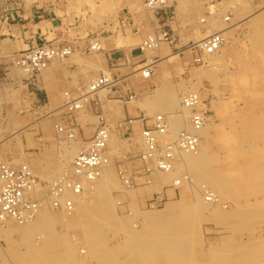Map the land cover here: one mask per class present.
<instances>
[{
  "label": "rangeland",
  "instance_id": "obj_1",
  "mask_svg": "<svg viewBox=\"0 0 264 264\" xmlns=\"http://www.w3.org/2000/svg\"><path fill=\"white\" fill-rule=\"evenodd\" d=\"M190 1L194 3V8L198 9L195 13L198 20L189 19V15L188 17L185 15V19H177L174 6L169 11V16L175 17L176 23L179 22L172 24L176 33H189L191 26H193L192 34L197 33L198 29L204 32L203 26L219 14L221 16L215 20L219 19L217 22L223 23L224 27L239 24L238 30L235 29L237 33L234 30L229 36L223 35L225 42L219 51V55L223 56L222 61L216 63L208 55H203V62L197 64L194 63L191 53H188V56H178L168 69L166 80L169 79L170 84L164 86L166 89L179 90L180 96L188 91H198L204 107L210 111L209 131L212 139L207 142L211 147L212 160L207 169L224 181L225 190L222 200L227 205V209L223 210L235 211L231 218L222 221L220 225L215 222L200 221L191 225L194 228L192 227L190 233L194 237L199 234L200 239L197 241L196 237L193 238V259L201 264L213 262L209 247L218 244L221 249L223 248L222 254L226 257L222 264H264V26L263 31L261 28L255 29L254 23L251 22L253 20H250L264 18V0ZM143 3L133 7L132 0H0V27H2L0 55L5 57L0 59V160L11 162L14 166L27 163L41 177L54 180L71 170V163L77 151L81 150L75 140L66 143L59 140L61 143L56 145L57 148L53 147L54 150L50 148L54 125L52 122L50 126L48 125L50 119L46 94L38 88L34 78L30 79V76L24 74L15 65V56L22 52L12 51L17 40H21L14 26L23 22L32 26L36 21L54 18L57 25H65L63 28H66L65 20L84 21L91 18L98 22V16L99 18L108 16L119 20L117 21L118 27L120 25L119 30L126 27L130 32L133 27L139 25L152 26L155 18L159 17L146 11ZM210 5L214 7L210 8ZM241 9L244 10L240 11ZM34 15L36 17L30 23ZM227 18L229 21H226ZM199 19L206 21L200 22ZM11 26L12 32L9 33L5 28ZM33 31L35 33L36 30ZM133 33L136 31L134 30ZM29 35H27L28 41ZM117 46L122 47L123 42L119 40ZM162 46L168 47L167 44ZM169 53L172 54L171 49ZM152 54L150 53L149 56ZM68 59L56 61L66 63ZM203 70L208 72L207 76L196 75L197 71ZM122 85L125 89L133 90L132 94L128 95H133L132 100L128 98L125 100L119 96L118 90L121 87L118 84L113 92L98 94V100L94 99L79 112H86L87 108L89 109L91 105L94 107L97 101L98 107L101 106L100 109L103 111L98 115L104 113L106 121L104 123L114 131L115 135L109 145L108 154L111 157L110 164L118 185L110 193L107 192L104 198H93L91 192L83 195V201L87 206L85 222L105 219L107 222L101 224L97 233H94L96 239L98 240V235L103 236L108 248L122 243L121 245L126 249L129 239L127 233L147 226L144 221L145 215L160 212L171 217H182L184 215L182 210L190 202V189L189 185L174 187L173 180L159 183L158 178L154 180L155 176L151 178L152 182L149 185L141 182L130 188L123 184L121 174L135 181L136 175L143 167L139 156L144 148L137 138V135H141L142 129H139L137 134L127 127L129 125L135 127L136 120L141 116L153 117L161 112L156 110L152 112V108L138 105L139 100L143 101V96L152 94L160 87L159 84L151 88L150 86L141 88L139 91L133 84ZM140 93L144 95L141 96ZM123 102H131L128 105L135 110L133 117L125 118L121 111L118 115H113L116 106L121 107ZM212 103L216 104V109L212 107ZM138 109L142 111L141 116L136 112ZM167 112L178 113L179 108L176 106ZM131 120L134 121L133 124L129 123ZM199 134L204 141V137ZM71 150L75 154L70 153ZM53 164L56 166L54 167ZM190 174L195 177L194 172L190 171ZM197 182L198 188L204 184L201 180ZM141 190L144 194L135 193ZM159 194L166 195L164 205L155 209L148 207V201ZM107 202H110L108 205L112 210L111 214L99 215L98 212L106 208ZM166 203L169 205L165 206ZM47 211L53 217L59 216L53 210ZM46 228L49 230L47 233L36 231L24 238L18 233L13 237L9 236L5 233L7 232L5 225L0 226V264H27V258L30 256L51 257L65 253L67 246L70 245L78 254L75 261L67 264H99L98 257L92 253L91 247L87 244L88 231L86 232L83 227L67 228L65 223L56 222ZM40 236L44 237V240H41ZM224 239L228 244L222 247ZM80 250L86 251L87 254H80ZM123 257L120 252L118 259ZM157 260H163V256L157 255L151 258L154 263ZM217 260L219 261L216 259V262Z\"/></svg>",
  "mask_w": 264,
  "mask_h": 264
},
{
  "label": "built area",
  "instance_id": "obj_2",
  "mask_svg": "<svg viewBox=\"0 0 264 264\" xmlns=\"http://www.w3.org/2000/svg\"><path fill=\"white\" fill-rule=\"evenodd\" d=\"M174 0H145L143 8L159 18H168L169 10ZM226 21H229L227 18ZM225 42L220 33H215L205 39L201 44L191 43L186 49L196 54L194 62H203V55H214L219 52ZM173 32L162 27L149 34L139 50L141 53L156 51L161 45H176ZM100 43L94 40L89 48L91 52H100ZM74 54L71 45L46 43L33 49L24 51L15 56V65L24 74L35 78L48 69L56 60H65ZM154 63H148L140 69L142 77L149 79L151 67ZM118 85L117 80L106 72L92 80L85 87L79 88L75 95L65 93L68 99L67 109L70 113L82 110L87 104L98 98L102 91L111 90ZM134 97L130 95L129 100ZM181 109L188 111L187 126L180 129L174 138L172 134L171 117L169 114H157L153 117L141 116L139 121L143 123L142 138L144 143L143 153L139 156L142 169L136 175L135 181L127 179L121 174L123 184L132 187L141 182L151 184V178L159 172L166 173L173 170L174 165L182 154L197 153L202 138L200 131L210 121V111L204 107L202 98L197 93L185 94L181 97ZM133 120L129 121L132 123ZM55 130L63 136L65 142L75 139L74 126L56 125ZM110 141V129L102 123L95 135L85 143L84 147L76 153L71 170L63 173L53 181L42 180L26 164L10 165L0 161V224L14 221L24 224L33 221L42 206L48 203L55 211H64L67 214L74 212L75 204L65 197L67 192L81 194L85 183L94 188L103 169L110 163L108 156V144ZM141 172V173H140ZM181 181L177 180L174 187H180ZM207 202L216 199L210 190L204 188ZM166 197L159 194L148 201L151 209L164 205Z\"/></svg>",
  "mask_w": 264,
  "mask_h": 264
},
{
  "label": "bare ground",
  "instance_id": "obj_3",
  "mask_svg": "<svg viewBox=\"0 0 264 264\" xmlns=\"http://www.w3.org/2000/svg\"><path fill=\"white\" fill-rule=\"evenodd\" d=\"M244 2H245V0H244ZM190 3H191V1H190ZM179 4L181 5V2ZM193 4L191 6H193ZM235 4H237V3H235ZM213 7L214 6L210 5V8H213ZM238 8L240 9V7H238ZM234 9H236V8H234ZM242 10H244V9H241L240 11H242ZM216 16L219 17L221 15L219 14ZM252 16L250 18H252ZM218 17H216V18H218ZM215 19L208 22V24L205 23L206 25L203 26L205 28L204 32L200 29L197 30V33H195V35H194V40L196 43L201 44L205 39H207L208 37H210L211 35H213L215 33H220L222 36L223 35L229 36V35H231L232 31H234L235 29H237L239 27V24H237V23L232 25V27H224L222 25L223 23L221 24V23L217 22L219 19L218 20H215ZM250 20H253L251 22L254 23L255 29L258 28L260 30V28L262 29V27L264 26V18H261V19L252 18ZM199 21L204 22L206 20L203 21L202 19H199ZM249 24H251V23H248V25ZM262 31H263V29H262ZM234 32L237 33L236 30ZM245 32H247V31H245ZM248 36H249V34H248ZM237 39H239V38H237ZM233 45H234V43H233ZM234 46H236V45H234ZM222 48H223V46L221 47V49ZM248 48H250V47L248 46ZM160 49L161 48H159L157 51H159ZM257 50H254V51H257ZM145 53L150 55V53L152 54L154 52L153 51H147ZM178 56H179V54H168L167 55V61L169 63H171L174 59H177ZM208 57H211V59H213V62H216V63L222 61V58H223V56L219 55V52L215 53L214 55H208ZM74 61H76V60H74ZM149 63H154V62L150 61ZM226 63H227V61H226ZM143 67L144 66L140 65L139 68L136 69L135 71L140 70ZM229 69H231V68H229ZM46 70H44V71H46ZM250 71H252V70H250ZM196 75H200L201 77H202V75L207 76L208 72L204 71V70L203 71H197ZM244 78H245V76H244ZM260 79H261V77H260ZM108 91L109 90H106V91H102L100 93L105 95ZM191 93H197L198 94V91H188L186 94H191ZM140 95L142 96V95H144V93L143 94L140 93ZM181 97H182V95L181 96L179 95V90L166 89V87L160 86L152 94L143 96V101L139 100L138 105H141L142 107H146V108L150 107L153 110L152 112H154L156 110V111H160L161 112L160 114H169L171 117L170 120H171V125H172V134H171L170 138H174L176 133L180 130V128H184L187 126L188 111L181 109ZM134 102H135V100H134ZM128 103H131V102H128ZM176 106L179 108L178 113H168V112L166 113V111H168L171 108H174ZM212 107L215 109L217 108L215 103H212ZM116 108H117L115 110L116 112L113 113L114 116L118 115L121 111L120 106H116ZM51 116H52V114H51ZM209 127L210 126L208 123L200 131L201 135L204 137V141H201L197 153H195V154H182L178 158V160L176 161L172 171L166 172V173H164V172L160 173L159 172L158 174H156V176L154 178V180L156 178H158L159 183H166L170 180H173V186L175 185V182L177 180L181 181L180 186L189 185V189H190L189 200H190V202L185 207V209L182 210L184 215L180 218L171 217V216L165 215L163 213L161 214L160 212H154V213H150V214L145 215L144 221L147 223V226L145 228L143 227V229H141V230L134 231V229H133V231H130L127 233L129 239H128V245H127L126 249L123 248V246L121 245L122 243L120 245H116L115 247L108 248L106 246V242H105L103 236L98 235V240L96 239L97 236L94 235V233H97L98 228L101 227V224H105L107 222V221H105V219L103 220V219L99 218L98 221L94 220L95 222H98V223H95L93 220H88V221H86L87 223L85 222L87 206H86V202L83 201V198H82L83 195L87 192L88 193L91 192L93 195L92 196L93 198L94 197L95 198H97V197L104 198V197H106L107 192L110 193V191H112L113 188H115V186H118L116 184L117 180H116L115 175L113 174L112 166L110 163L103 169L102 176L100 177L97 185L94 188H92V187L90 188L89 185L87 183H85V185H84L85 189L81 194H73L71 192L66 193L65 197L72 200L75 204L74 212H72L71 214H67L64 211H59V212H57V214H59L60 217L59 216L53 217L48 213L47 210H52V209L49 208L50 205L48 203H46L42 206V208L38 212L37 217L33 221L28 222V223H24V224H19V223H16V222L10 220V221H7L5 224H0V226L5 225V228H7L6 229L7 232H5V233L8 234L9 236L13 237V235L15 233H18L21 236H23L24 238L27 237V235L28 236L32 235L34 232L36 233V231H43V232L47 233L49 230L46 227H50L52 224H55L56 222L57 223H63V224L65 223V226L67 228H73V227H81L82 228L83 227L86 230V232L88 231L87 235H86L87 244L89 245V247H91L92 253L96 257H98L99 264H201V263L196 262L193 259V255H194L193 248H192L193 238L196 237L197 241H200V239L198 238L199 234H196L194 237L190 233V230H192V227H193L191 225L194 222L199 223V221L200 222H211V223L215 222L216 224L220 225V223L222 221L227 220L228 218H231V216L235 213V211H224L223 210V209H227V205L224 204V202L222 200L223 192L225 190L224 181L222 179H220L219 177H217L218 175H214L213 173L211 174L210 172H208V169H207V167L210 164V161L212 160L211 147H210V144L207 142L208 140L212 139V134L209 131ZM138 132H137V134H138ZM113 133H114V131L110 129V141L108 144V149H109L110 143H112L113 139L115 138V135ZM137 138L140 140L139 143L144 148L142 131H141L140 136L137 135ZM70 153L75 154V153H73L72 150L70 151ZM108 156H109L110 161H111V157L109 154H108ZM0 161H2V160H0ZM3 162L8 163L10 165L12 164L11 162H7V161H3ZM20 164H26L27 166H29L30 169L37 175L38 178H40L42 180H46V181H53L52 179L50 180L48 178H43L40 175H38L32 169V167L29 164H27V163H20ZM190 171L194 172L195 177L191 176ZM209 173H210V175H209ZM174 177H176V178H174ZM197 180L198 181L199 180L204 181V184L201 185L199 188L196 185L198 183ZM184 181H186V182H184ZM183 182H184V184H183ZM204 188L208 189V190H210V192H212V194L214 195V197L216 199L214 202H207L206 201V198L204 195V193H205ZM135 193H140V194L143 193L144 194V191L141 190V191H138ZM131 195H132V193H131ZM108 204H110V202L106 203V208L104 210H101L98 212L99 215H101L102 213H103L102 215H104V213L109 214V215L111 214L112 210ZM168 205H169V203L168 204L166 203L165 206H168ZM243 210H244V208H243ZM116 218H118V217H116ZM111 221H114V219H111ZM242 221H244V220H242ZM13 225H16L18 227H14ZM2 228L4 229V227H2ZM88 233H89V235H88ZM40 239L44 240V237L40 236ZM223 242H224V245H222V247L225 246V244L227 246L228 243L225 242V239L223 240ZM63 245H65V243H63ZM210 246L211 247H209V250H210V253H211L212 258L214 260H213V262L210 261V262H207L204 264H222L223 260L226 258L222 254L223 248L221 249V246H219L218 244H212ZM67 248L68 249L66 250L65 253L55 254L54 256H51V257H46V258L42 257L41 258L38 256L37 257L36 256L31 257L30 256L27 258L26 263L27 264H67V263L75 261L76 255L78 254V253H76L75 248L71 245L67 246ZM120 252H122V254L124 256L122 259H118V254H120ZM79 253L83 254V255L87 254V252L84 250H80ZM157 255L163 256V260H161V261L157 260V262H155V263L152 262L151 258H153L154 256H157ZM22 258H24V256H22ZM216 259H219V261L217 260L218 262H216ZM24 261H26V260H24Z\"/></svg>",
  "mask_w": 264,
  "mask_h": 264
},
{
  "label": "crops",
  "instance_id": "obj_4",
  "mask_svg": "<svg viewBox=\"0 0 264 264\" xmlns=\"http://www.w3.org/2000/svg\"><path fill=\"white\" fill-rule=\"evenodd\" d=\"M144 1L132 0L133 7H137ZM180 2L182 5L179 4ZM184 3H186L185 6L183 5ZM192 4V1L190 3L189 0H176L175 4L174 2L172 3L171 9L174 6L177 19H185V15L187 17L189 15V19L198 20L194 16L198 9L194 8V5L191 6ZM100 13L102 12L100 11ZM35 17L34 15V18H31L30 23L33 22ZM174 20L175 17L171 16H168V18L158 17L155 18L152 26L146 24L147 26L139 25L135 28L132 25L133 29L130 32L126 30V27L119 30L120 25L119 27L117 25V21L119 20H116V18H108V16L102 18L98 16V22L96 20L93 21L91 18L84 21L65 20L64 22H67L66 28H63L65 25H57L54 18L51 20L36 21L32 26H30L31 24H24V22L18 26H14L16 27L14 30L18 31L21 40H17L15 45H13V52H24L46 43L71 45L74 47V57L68 59L66 63L60 61L53 62L46 71L40 73L33 79L34 82L36 81L38 88L46 94L48 117L50 119L48 125L50 126L51 122L54 125L53 137L50 142V145H52L50 148L52 150H54L53 147L57 148L56 145H59L61 143L60 141H64L63 136L56 132V125L64 127L74 126V140L82 149L85 145L84 143L95 135L102 123L106 122L103 112L98 115L100 111H103L100 109L101 106L98 107V101L94 107L91 105L90 110L87 108L84 113H80L79 111L70 113L67 109L68 99L65 97V93L75 95L79 88L85 87L102 74L110 72L117 82L119 81L118 84L121 87L118 90V93H120L119 96L126 100L129 97L128 95L132 94L133 90L131 88L125 89L122 85L124 83L137 86L136 90L138 91L141 88L144 89V87H154L156 84H159V86L170 84L169 79L166 80L168 78V69L171 65L167 61V55L171 54L169 53V49L172 50V54H179V56H188V53H191L194 61L196 54L186 49L189 44L196 43L194 40L195 33L192 34L193 26H191L192 29L190 28L188 30L190 31L189 33H176L172 28V24H178L179 22L177 21L176 23ZM181 23L185 22L182 21ZM162 27H167L173 32L177 42L176 45L170 46L167 44L168 47L162 46L159 51H156L151 56L146 53H141L139 48L145 38ZM5 29L9 33L10 31L12 32V26L9 28L6 27ZM33 29L36 30L35 33ZM134 30L136 33H133ZM151 30L153 31L151 32ZM28 34H30L29 41L27 39ZM94 40L98 41L102 46V50L98 54H92L89 51ZM119 40L123 42L122 47L117 46ZM1 58L3 59L5 57L0 55ZM150 61H153L154 65L151 67V75L148 80L141 76L140 70H135L140 65L145 67ZM113 90L114 88L109 91L113 92ZM128 104V102H123L120 107L121 114L125 118L133 117L132 114L135 111ZM136 112L141 116L142 111L140 109L136 110ZM133 123L134 121L131 124ZM135 123L137 124L135 127L129 125L127 128H131L132 131L134 130V133H137L139 129H144L142 122L136 120ZM53 166L55 167L56 164H53Z\"/></svg>",
  "mask_w": 264,
  "mask_h": 264
}]
</instances>
